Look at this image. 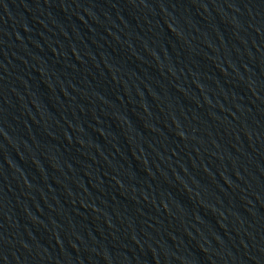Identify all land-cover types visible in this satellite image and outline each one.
Wrapping results in <instances>:
<instances>
[{
	"label": "water",
	"instance_id": "obj_1",
	"mask_svg": "<svg viewBox=\"0 0 264 264\" xmlns=\"http://www.w3.org/2000/svg\"><path fill=\"white\" fill-rule=\"evenodd\" d=\"M0 264H264V0H169L0 217Z\"/></svg>",
	"mask_w": 264,
	"mask_h": 264
}]
</instances>
